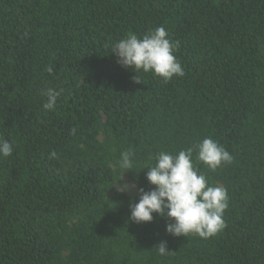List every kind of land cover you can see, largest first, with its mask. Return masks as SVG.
<instances>
[{
	"label": "trees",
	"instance_id": "16d2710c",
	"mask_svg": "<svg viewBox=\"0 0 264 264\" xmlns=\"http://www.w3.org/2000/svg\"><path fill=\"white\" fill-rule=\"evenodd\" d=\"M160 26L185 75L137 83L111 47ZM48 88L63 90L53 110ZM0 137L14 148L0 157V264H264V0H0ZM206 137L233 157L212 171L193 153L227 189L223 230L131 222L139 191L112 187L121 152L149 191L150 154Z\"/></svg>",
	"mask_w": 264,
	"mask_h": 264
},
{
	"label": "clouds",
	"instance_id": "9594fccd",
	"mask_svg": "<svg viewBox=\"0 0 264 264\" xmlns=\"http://www.w3.org/2000/svg\"><path fill=\"white\" fill-rule=\"evenodd\" d=\"M167 36L163 26L150 30L142 37L130 34L114 44L111 52L118 64L136 73L135 82H141L137 76L140 71L151 72L168 82L173 76L183 77L185 71L174 55L178 43L171 42ZM46 71L52 73L53 69L49 66ZM62 91L52 88L42 90L41 95L47 97L42 107L53 110ZM13 151L12 143L0 137V157H9ZM194 152L195 160L212 171L233 161L232 155L211 137H206L175 155L164 150L158 151L154 156L150 154V162L141 169H147L146 179L154 187L149 191L140 188L138 202L129 203L131 222H151L155 213L168 221L166 232L176 237H187L195 233L207 239L223 230V216L229 199L227 189L208 184L206 176L198 172L193 163ZM57 156L55 151L50 153L52 159ZM134 156V151L127 149L121 152L120 159L116 162L121 178L112 187L115 186L118 193L136 187L135 184H118L126 171L133 170ZM151 160L155 163H151ZM155 248L160 256L170 253L166 241H161Z\"/></svg>",
	"mask_w": 264,
	"mask_h": 264
},
{
	"label": "rangeland",
	"instance_id": "374dc122",
	"mask_svg": "<svg viewBox=\"0 0 264 264\" xmlns=\"http://www.w3.org/2000/svg\"><path fill=\"white\" fill-rule=\"evenodd\" d=\"M120 178H121V176H120ZM119 178V179H120ZM124 183H128V184H135L131 179H129L125 174L123 175V179L122 180H120V181H118V184L119 185H123ZM136 185V184H135ZM114 189H116V187L114 186ZM138 191H139V188H138V186L136 185V187L134 188V189H132V190H129V191H125V193L126 194H128L130 197H132V198H135L136 197V195H137V193H138Z\"/></svg>",
	"mask_w": 264,
	"mask_h": 264
}]
</instances>
